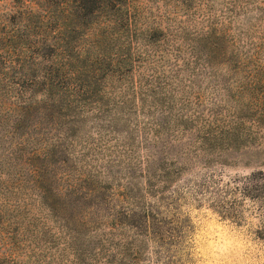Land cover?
Returning a JSON list of instances; mask_svg holds the SVG:
<instances>
[{"label": "trees", "instance_id": "1", "mask_svg": "<svg viewBox=\"0 0 264 264\" xmlns=\"http://www.w3.org/2000/svg\"><path fill=\"white\" fill-rule=\"evenodd\" d=\"M153 2L0 0V140L9 146L0 168L26 171L45 233L64 242L70 264H139L148 236L119 216L149 217L159 210L149 199L160 203L172 181L151 154L125 172L106 140L128 114L172 101L160 54L172 16ZM192 43L204 67L185 64L200 84L179 85V154L213 164L264 135V56L258 46L240 55L213 28ZM37 126L51 128L48 141L35 138ZM11 248L0 246V264L15 263Z\"/></svg>", "mask_w": 264, "mask_h": 264}, {"label": "rangeland", "instance_id": "2", "mask_svg": "<svg viewBox=\"0 0 264 264\" xmlns=\"http://www.w3.org/2000/svg\"><path fill=\"white\" fill-rule=\"evenodd\" d=\"M153 1L156 13L160 6L172 16L169 42L160 53L165 56L162 83L172 101L163 108L128 114L127 123L107 134L106 140L125 172H130L131 162L151 154L156 163L167 164L172 181L160 203L149 199L151 205H159L149 217L118 215L134 225L126 223L127 231L148 236L139 264H264V135L247 148L227 150L213 164L179 154V85H189L190 79L194 88L200 84L189 77L185 64L204 67V59L192 50L196 34L213 28L226 33L240 55L258 46L264 56V0ZM179 22L187 30L181 36ZM36 132L35 138L46 141L52 134L46 126H37ZM7 145L0 140L1 165ZM0 169V246L11 240L14 264H70L72 256L64 242L52 241L45 233L48 224L39 213L26 171L5 176L6 167ZM53 170L64 175L62 166ZM116 172L124 174L122 167Z\"/></svg>", "mask_w": 264, "mask_h": 264}]
</instances>
